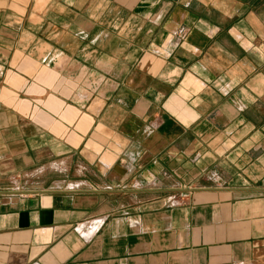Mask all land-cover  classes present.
I'll use <instances>...</instances> for the list:
<instances>
[{"label":"crops","instance_id":"obj_1","mask_svg":"<svg viewBox=\"0 0 264 264\" xmlns=\"http://www.w3.org/2000/svg\"><path fill=\"white\" fill-rule=\"evenodd\" d=\"M0 264H264V0H0Z\"/></svg>","mask_w":264,"mask_h":264},{"label":"rangeland","instance_id":"obj_2","mask_svg":"<svg viewBox=\"0 0 264 264\" xmlns=\"http://www.w3.org/2000/svg\"><path fill=\"white\" fill-rule=\"evenodd\" d=\"M171 187H182V185H174ZM133 188H144V187H140V186H133ZM150 188H157V186H152ZM167 188V187H165ZM156 190V191H155ZM154 191H142V195L143 197H147V196H168L170 197V199H181L182 197H184V195H181L182 193H184L183 191H178V190H174V189H162L161 188H157ZM188 191V190H187Z\"/></svg>","mask_w":264,"mask_h":264}]
</instances>
